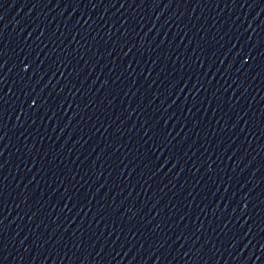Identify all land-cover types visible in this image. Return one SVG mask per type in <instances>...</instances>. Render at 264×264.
Returning <instances> with one entry per match:
<instances>
[{
  "label": "water",
  "instance_id": "1",
  "mask_svg": "<svg viewBox=\"0 0 264 264\" xmlns=\"http://www.w3.org/2000/svg\"><path fill=\"white\" fill-rule=\"evenodd\" d=\"M0 264H264V0H0Z\"/></svg>",
  "mask_w": 264,
  "mask_h": 264
}]
</instances>
